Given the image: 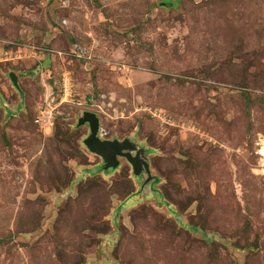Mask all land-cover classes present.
Listing matches in <instances>:
<instances>
[{
	"label": "rangeland",
	"instance_id": "rangeland-1",
	"mask_svg": "<svg viewBox=\"0 0 264 264\" xmlns=\"http://www.w3.org/2000/svg\"><path fill=\"white\" fill-rule=\"evenodd\" d=\"M0 264H264V0H0Z\"/></svg>",
	"mask_w": 264,
	"mask_h": 264
},
{
	"label": "water",
	"instance_id": "water-1",
	"mask_svg": "<svg viewBox=\"0 0 264 264\" xmlns=\"http://www.w3.org/2000/svg\"><path fill=\"white\" fill-rule=\"evenodd\" d=\"M11 78L13 84L18 86L17 76L11 74ZM85 124H88L90 134L84 140V144L89 152L102 159L106 169L118 168L120 165L119 158H123L132 166L134 175H147L145 183L152 180L145 149H138L137 145L129 139L124 141L100 139L98 136L100 121L98 116L93 112H85L79 119L78 126Z\"/></svg>",
	"mask_w": 264,
	"mask_h": 264
},
{
	"label": "built area",
	"instance_id": "built-area-1",
	"mask_svg": "<svg viewBox=\"0 0 264 264\" xmlns=\"http://www.w3.org/2000/svg\"><path fill=\"white\" fill-rule=\"evenodd\" d=\"M98 136H99L100 139H102V140H107V138H106V133H105V131H104L102 128H99Z\"/></svg>",
	"mask_w": 264,
	"mask_h": 264
}]
</instances>
